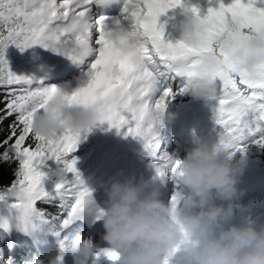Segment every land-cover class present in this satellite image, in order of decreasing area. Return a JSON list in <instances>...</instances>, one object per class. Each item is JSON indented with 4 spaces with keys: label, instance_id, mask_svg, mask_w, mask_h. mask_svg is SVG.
Masks as SVG:
<instances>
[{
    "label": "snow or ice",
    "instance_id": "6c2138e0",
    "mask_svg": "<svg viewBox=\"0 0 264 264\" xmlns=\"http://www.w3.org/2000/svg\"><path fill=\"white\" fill-rule=\"evenodd\" d=\"M102 3L105 0H0V159L19 162L15 180L0 190V201H10L9 206L17 209L24 231L33 229L37 219L46 220L38 201L58 198L67 211L65 225L82 214L99 220L103 211L76 167L77 158L70 155L82 132L91 127L61 128L49 136L32 129L31 115L45 110L51 100L98 107L99 123L107 122L118 133L125 129L124 136L139 137L156 156L151 163L156 176L176 184L169 201L174 210L185 202L179 187L181 160L166 150L158 156L157 152L167 103L176 93L171 87L161 91L159 77L184 78L189 68L198 69L214 83L215 93L209 98L215 101L218 148L234 154L246 147L245 141L264 145V60L252 69L245 65L246 56L254 51L249 39L264 35V0H216L203 15L199 5L188 0H122L116 16L93 11ZM178 5L196 16L203 33L198 44L165 38L159 18ZM117 28L135 36L136 43L117 47L109 39ZM10 44L21 51L42 45L65 56L80 66L77 87L65 91L44 78L14 73L5 57ZM49 159L64 169L54 192L43 184L46 173L41 166ZM2 226L7 227L6 218ZM60 247L62 257L65 243ZM96 255L116 262L119 254L107 248ZM7 264H12L11 258ZM163 264H168L167 257Z\"/></svg>",
    "mask_w": 264,
    "mask_h": 264
},
{
    "label": "clouds",
    "instance_id": "9594fccd",
    "mask_svg": "<svg viewBox=\"0 0 264 264\" xmlns=\"http://www.w3.org/2000/svg\"><path fill=\"white\" fill-rule=\"evenodd\" d=\"M185 16L176 41L198 44L203 33L196 16L187 11ZM109 39L117 47L136 43V37L121 28ZM248 45L254 51L246 56L245 65L252 69L264 60V51H260L264 50V35L253 34ZM208 59L216 61L215 56ZM184 78V88L192 95H214L213 81L198 69L189 68ZM100 116L98 107L68 104L57 98L49 101L45 110L31 115V126L35 133L49 136L61 128H92ZM180 160L179 181L187 193L183 194L185 202L175 210L160 197L158 189L145 192L134 177L113 176L106 182L107 200L99 220L108 249L119 254L118 264H163L166 257L168 264H264V225L224 226L236 206L245 157L237 159L219 149L217 143L196 140ZM56 174L62 177L63 167L57 168ZM43 222L37 219L32 228H41ZM65 249L74 254V264H88L89 257L96 255L92 241L79 236L65 243ZM25 264L43 261L36 257Z\"/></svg>",
    "mask_w": 264,
    "mask_h": 264
},
{
    "label": "rangeland",
    "instance_id": "374dc122",
    "mask_svg": "<svg viewBox=\"0 0 264 264\" xmlns=\"http://www.w3.org/2000/svg\"><path fill=\"white\" fill-rule=\"evenodd\" d=\"M188 2L190 4L199 5L201 15L206 14L209 6H213V7L216 6V0H189ZM225 2H228V0H225ZM108 16H116V15H108ZM184 19H186L185 10L182 6H180L179 12L176 13L172 18H170L169 21H167V20L162 21V24H164V27H165V33H164L165 37L168 39H173L174 41H176L175 36L180 35V23ZM20 52H26L27 56H26V60L22 64V67L17 69L18 75H27V76H34L36 78H40L43 70L55 69L56 65L58 64L57 63L58 57H61V59H60L61 61L59 63H64L65 65L70 64L69 63L70 60H68L65 56H63L57 52H54L51 48H45L42 45H32V46L24 49L23 51L20 50ZM71 64L73 66H75L72 62H71ZM77 73L75 75H71L70 78H68V80L66 78V81H64L62 83L57 82L54 84L57 85L58 87L66 86V88H67L70 84H74L76 78H79L80 71H78ZM176 77L182 78L179 76H176ZM176 77L175 78L172 77V78L176 79ZM174 82L176 83V87L174 88V93H176V95L174 96V98H170L168 103H167V107H166L165 114L163 117V125L164 126L162 129H165V127L167 126L166 120H168L169 116L171 115L172 104L176 103L175 101H178L179 97H182L184 99L183 101L187 102V103H190V99L192 98V93L190 91H185L182 93L178 91L180 88L184 87L185 78H183L181 81H174ZM168 87H169V85L164 84V86L160 90L162 91L163 89L168 88ZM187 114L192 115L193 119H196V117H200L201 115L202 116L205 115L202 111H199V110L191 111V112H189V110H188ZM212 117L213 116L210 117L211 123H213V121H214ZM123 131H125V129H121V132L118 133L115 127L109 128L107 122H104V123L97 122V124L91 128V131H88L86 134L82 132L81 138H80V140L77 144V147L75 149V151L79 150L78 163H80V164L87 163V168L88 167L89 168L91 167L94 169L97 168L98 171L100 169H102L101 172H103V173L105 171H109L112 174H115L114 176H119V178H121V179H123L124 177H128V176L134 177L135 181L136 182L140 181V183L144 187L147 185V183L143 179H145L146 177H150V175H151L150 168H152L151 163L154 160H156V156H153V155L149 156L148 160L146 162V166L143 168V170L141 172H139L135 168V166L138 164V162L134 161L135 155H133L132 152L129 151V149H130L129 140L134 138V137L131 135L124 136L122 134ZM243 143L246 144V147H244L243 150H236L234 152V156L237 159H239L241 157V155H243L245 157L244 169H243V172L239 175L238 181L243 180L244 177L248 174H251V177L253 179L254 178L256 179V177H257V181H259L260 185H259L258 191L256 193H254V195L252 196V199L259 200L260 202H262L261 206H263L264 205V181L261 179V177L258 176L257 173L254 172L252 174V171H254V159H251L250 156L253 154H256L257 152H259V150L263 149L264 145L252 143L250 141H245ZM167 144H168L167 141L165 142V144H162V142H161L160 147L162 146L161 149H163V151H165V150L167 151V147H168ZM140 145H141V147L139 149L140 151H148L149 152V150L145 148L143 142L140 143ZM75 151L71 154H75ZM134 151H137V150H134ZM256 159H258V157H256ZM57 164H59V163L57 162ZM93 178H94V175H91L88 179H86V183L93 190L92 195H93V199H94L95 203L100 208H103L105 206V202L107 200V193L101 194V192H99L101 187L98 184V182L96 183L94 181H90ZM171 181L172 182H170V186L173 187L175 185V182L172 179H171ZM92 182H93V185L91 184ZM100 195L101 196L104 195V196L101 197ZM241 199L246 201L245 197L241 198ZM9 203H10V201H9ZM243 205L245 206V203ZM236 208L238 211L240 210V206H238V207L236 206ZM7 209H8V207H7ZM13 209H15V208H13ZM10 210H11V208H10ZM15 210L17 211V209H15ZM11 213H12V211H9V212H1L0 211V214H4V217H6L7 215L10 216ZM0 218H2V217H0ZM3 218L0 219V228L2 226ZM238 218L241 219L242 223H253V224L257 223L256 220H253V219L251 220L250 217L243 219L242 214H239ZM86 219L87 218H85V219L83 218V220H86ZM90 219H92V217ZM65 226H66V231H70V232L72 231L73 233L76 231L75 228L76 229L78 228L77 226H72L71 223H68ZM5 230L6 229L4 227H2L1 231H0V235L2 234L0 237V240H2V241H5L3 239V236L9 235V234L4 233ZM75 233L77 234L79 232L77 231ZM15 234H16V232H15ZM77 235H80V234H77ZM34 236H35L36 241L39 240L40 238L43 241L44 240L47 241V238H48L47 236H45L43 234L41 236L38 235L37 237H36V235H34ZM7 238H9V237H7ZM12 238L14 239L15 236H12ZM20 238H23V236H20ZM13 239H11V238L8 239V243L11 245H9L6 241H5V243H7L9 246H12L13 242H14ZM23 239H24V243H25V240L27 241V236H26V238L24 237ZM53 239H58L59 242H64V243L71 242V240H66V238L64 239V237H63V239H61L60 237L57 238L56 236H54ZM16 241H18V240H16ZM24 243H23V245H24ZM33 247L35 248V241L33 242ZM64 250L66 251V254L69 258L68 263L74 264V254L70 250H66V249H64ZM98 252H99V250H97V248H96V253H98ZM102 256L103 255L90 256L89 260H88V264H117L116 262H113L112 260H110L107 256H104V258ZM36 257H37V254H35L31 257H22V258H20V260L16 264H23L24 260L25 261H32ZM10 258H12V257H10ZM8 260H9V258L6 257L4 261L0 260V264H7ZM43 264H48V263L44 262V260H43Z\"/></svg>",
    "mask_w": 264,
    "mask_h": 264
},
{
    "label": "bare ground",
    "instance_id": "6f19581e",
    "mask_svg": "<svg viewBox=\"0 0 264 264\" xmlns=\"http://www.w3.org/2000/svg\"><path fill=\"white\" fill-rule=\"evenodd\" d=\"M189 1V0H188ZM94 12H99L98 10H96L95 8L93 9ZM120 11H117V14L115 15H119ZM164 20V19H162ZM165 28V27H164ZM176 40L179 38V36L176 35ZM173 42H175L174 40H172ZM61 60H58V64L56 65L55 69L52 70H43L42 74L40 76V78H44V82L47 84H54L57 82H64L66 81V78L68 80V78H70L71 75H75L78 71H81L80 66L75 65L73 66L71 64V61L69 62L70 64L65 65L64 63H59ZM78 74V73H77ZM183 78H177L173 79L172 76H167V77H159L158 78V88L161 89L164 84L169 85V87L172 88L173 92H174V88L176 87V83L174 81H181ZM78 78H76L74 84H70L67 88L66 86H60L59 88H61L62 90L65 91H71L72 89H74V87H77L78 85ZM68 84V83H67ZM183 95V94H182ZM181 95V96H182ZM185 95V94H184ZM193 97V95H192ZM204 97V96H201ZM184 99L182 97H179L178 101H183ZM175 101V102H178ZM185 104L187 105V109L189 110V112L194 111V108L192 106V104H188L187 102H185ZM214 104L211 105H204L200 108H198L197 110L202 111L205 115H201L200 117H196V119H193V116L190 115L189 117L191 118L192 121H194L195 123H197L198 125H203V128L209 129V128H213V130H217V126L215 125V122L213 121V123H211L210 121V117L213 116V107ZM174 106V103L172 104V108ZM171 112L173 113V111L171 110ZM213 118V117H212ZM211 118V119H212ZM166 122H170V120H166ZM175 126H169L167 129H161L160 131V137L164 138L165 136L167 137V142H169V145L167 147V152L172 154L173 156H175V150L176 149H182L185 148V146L183 144H181L179 141L176 140L174 133H173V129ZM216 136L219 138L218 134L215 132L213 137ZM212 137V138H213ZM132 140H136L137 143L139 144V147L137 149V151H134L132 149H129V151L132 152L133 155H135V162H138V164L135 166L136 169H140V167L143 166V168L146 166V162L148 160L149 156H152L150 154V152L148 151H140V143H142V140L139 137H134L131 140H129V145H130V141ZM165 143V141H163V144ZM163 149H159V153L162 152ZM157 152V156L159 155V153ZM176 157V156H175ZM147 158V159H146ZM151 173H155V169L152 167L150 168ZM245 178V177H244ZM247 178V177H246ZM155 179L157 180V182L159 181V185H157L156 187L154 186L151 190L149 187H145L144 190L145 192H151L153 191L155 188H158L159 192L161 193V196L163 197L165 190H167V184H169L171 181V179H165V180H161L159 177H155ZM152 183V182H151ZM153 185V184H151ZM152 187V186H150ZM159 193V194H160ZM217 203H220V201H217ZM8 207V209H7ZM9 207V203H5L4 201H0V211L1 212H9L12 211V213L10 214V216H6L4 217V214H0V217H4L7 218V228L8 229V236H3V239L8 243V239H13L12 236H15V238L13 239V245L9 246L11 244H7L5 243V241L0 240V260L4 261L6 257L11 258V262L12 264H16L20 258L22 257H31L33 255H35L36 253H39V251L36 249V245L38 244L39 240L36 242L35 240V229H31L29 231H24L21 228V224H20V220H19V216H18V211H16L15 209ZM0 218V219H2ZM83 218H87L86 220H83ZM91 217L88 215H84L82 214L81 217H77L74 218L70 223L72 224V226H77L78 227V231L83 232L84 228H81L82 225H88L91 223L92 219H90ZM0 228V231H1ZM16 232V234H15ZM22 233V234H21ZM2 235V234H1ZM0 235V237H1ZM20 236H23V238L27 236V241L25 240L24 243V239L20 238ZM9 237V238H7ZM34 237V238H33ZM18 240V241H16ZM23 240V241H22ZM22 241V242H21ZM35 241V248L33 247V242ZM24 243V245H23ZM95 245V250L97 248V250L100 251V249H107V245H100V244H96ZM48 252L45 254L47 255ZM105 255H103L102 257L104 258ZM52 263V261H50V264Z\"/></svg>",
    "mask_w": 264,
    "mask_h": 264
},
{
    "label": "trees",
    "instance_id": "16d2710c",
    "mask_svg": "<svg viewBox=\"0 0 264 264\" xmlns=\"http://www.w3.org/2000/svg\"><path fill=\"white\" fill-rule=\"evenodd\" d=\"M27 53L20 52L18 47L14 44L8 45L5 49V57L9 62L10 70L17 74V69L22 67L23 62L26 60ZM7 123V122H6ZM78 154L79 150L75 151V154H71L72 157H76V167L79 169L82 177L85 181L91 175H94V178L90 181L98 182L100 185L101 194L105 193V184L111 177L115 174H112L109 171L101 172L97 168H87V163L80 164L78 163ZM258 157V159H256ZM251 159H254V172L258 174L259 177H264V148L259 150L256 154L250 156ZM18 160L9 159L3 160L0 159V190H3L5 187L10 186L11 183L15 180V172L18 168ZM61 167L60 164H57L55 160L49 159L45 165L41 166L42 171L46 173L43 184L47 191L54 192V185L59 180V176L56 174V169ZM70 175V174H69ZM90 184V183H89ZM93 185V182L91 183ZM102 185V186H101ZM38 208L43 209L46 220L42 223L43 230L46 234L52 235L56 234L61 239L66 238V240H73L76 236L72 235V232L66 231V226L63 224L65 217H67V211L62 210L59 203V199L55 198L50 203L37 202L36 205Z\"/></svg>",
    "mask_w": 264,
    "mask_h": 264
}]
</instances>
